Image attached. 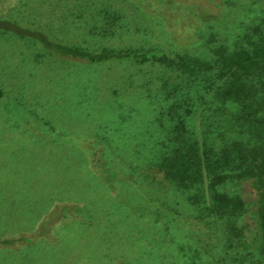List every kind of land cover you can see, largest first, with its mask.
I'll use <instances>...</instances> for the list:
<instances>
[{
	"label": "rangeland",
	"instance_id": "1",
	"mask_svg": "<svg viewBox=\"0 0 264 264\" xmlns=\"http://www.w3.org/2000/svg\"><path fill=\"white\" fill-rule=\"evenodd\" d=\"M263 15L264 0H0V238L32 234L69 206L31 244H0V264H109V252L137 256L154 234L139 217L141 193L93 161L107 145L114 166L162 185L144 162L165 132L162 69L88 64L59 48L196 52ZM241 194L256 197L249 181Z\"/></svg>",
	"mask_w": 264,
	"mask_h": 264
},
{
	"label": "trees",
	"instance_id": "2",
	"mask_svg": "<svg viewBox=\"0 0 264 264\" xmlns=\"http://www.w3.org/2000/svg\"><path fill=\"white\" fill-rule=\"evenodd\" d=\"M41 42L50 45L45 37ZM210 42L196 52L59 48L88 64L128 60L162 69L165 103L157 121L165 132L144 160L162 174V185L114 166L107 145L93 161L141 193L139 217L154 229L137 256L109 258V252V264H264V15L230 43ZM246 181L255 191L252 201L241 194ZM68 213V205L50 210L32 234L0 244H31Z\"/></svg>",
	"mask_w": 264,
	"mask_h": 264
}]
</instances>
